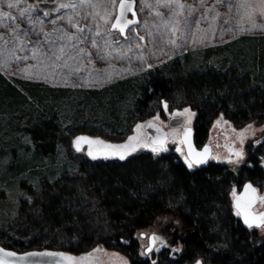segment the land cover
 I'll list each match as a JSON object with an SVG mask.
<instances>
[{
	"label": "rangeland",
	"instance_id": "374dc122",
	"mask_svg": "<svg viewBox=\"0 0 264 264\" xmlns=\"http://www.w3.org/2000/svg\"><path fill=\"white\" fill-rule=\"evenodd\" d=\"M135 1L138 23L125 37L112 27L119 0L115 5L110 0L83 3L81 0H11L16 4L14 8L0 3V12L10 14L9 17L0 15V74L25 98L16 95L17 101L0 99V153L16 144L19 149L12 152L15 160H29L27 155L19 157L22 148L34 149L30 137L22 130L51 108L60 113L56 115L58 118L70 120L65 126L87 130L82 134L124 140L139 120L155 113L150 112L152 106L161 107V102L147 101L143 109L146 113L142 115L134 102L138 91H127L126 86H139L147 75L157 71L167 79H177L193 70L229 76L237 70L245 76L249 75L246 67L254 66L256 73L251 67L254 73L251 77L257 78L255 83L264 88V15L261 14L264 4L261 0H203L202 4L201 0H178L177 3L147 0L150 7L145 6L144 0ZM61 4L75 7L60 8ZM179 4L184 7L180 8ZM21 12L26 13L23 18ZM53 20L55 23H50ZM139 36L144 39L140 40ZM242 64L246 65L244 70ZM186 98L183 92H178L165 102L174 108H183L189 103ZM115 116L118 119L114 121ZM118 120H123L122 130L126 131L122 137L113 128ZM262 130L253 124L252 138L263 140ZM58 148L54 162L49 157L43 162L32 161V165L29 162V172L53 177L68 154L65 147ZM11 161L10 149L6 156L0 155V230L14 223L19 202L26 197V188H20L19 182L24 179L36 192L41 189L39 179L31 178L29 173L18 177L13 169L4 171ZM179 226L178 218L167 215L139 231L141 255L146 257L145 249L152 234L158 235V250L174 251L171 232ZM143 234H147L145 239ZM259 237L263 239L264 232ZM4 242L6 239H0L1 246ZM106 256L102 255L103 259ZM117 257L122 258V264H129L123 254L109 252L110 260Z\"/></svg>",
	"mask_w": 264,
	"mask_h": 264
},
{
	"label": "trees",
	"instance_id": "16d2710c",
	"mask_svg": "<svg viewBox=\"0 0 264 264\" xmlns=\"http://www.w3.org/2000/svg\"><path fill=\"white\" fill-rule=\"evenodd\" d=\"M241 66L243 70L246 67ZM251 67H246L249 75L245 76L237 70L230 76L193 70L177 79L164 78L157 71L147 75L139 86H126V90L138 91L134 102L142 115L146 113L143 109L147 101L159 103L183 92L189 100L187 105L200 113L201 135L223 115L237 125L258 124V128H263L264 140V88L255 83L257 78L251 77ZM16 95L25 99L0 74V99L17 101ZM154 109L152 106L150 112L157 110ZM40 114L34 122L30 121L29 128L22 130L34 149L22 148L19 157L27 155L29 160L16 161L12 152L19 146L9 147L12 161L4 171L13 169L18 177L29 173L31 178L39 179L41 189L36 192L24 179H19V187L26 188V197L19 202L14 223L0 230V239H6L5 248L23 252L53 249L75 255L99 248L123 254L131 264H191L198 258L204 264H264V238L236 220L229 197L232 183L247 177L246 167L236 174L213 165L190 172L173 156L158 158L147 153L125 162H92L72 149L73 137L87 130L65 126L70 120L58 118L60 113L52 108ZM122 121L118 120L113 127L120 137L126 134ZM60 145L68 154L59 172L53 177L29 172L32 161L43 162L49 157L54 162ZM9 149L0 155L6 156ZM254 155L258 174L264 141ZM167 215L180 220L179 228L173 227L171 232L176 249H162L152 259H145L137 234Z\"/></svg>",
	"mask_w": 264,
	"mask_h": 264
},
{
	"label": "flooded vegetation",
	"instance_id": "af4514ba",
	"mask_svg": "<svg viewBox=\"0 0 264 264\" xmlns=\"http://www.w3.org/2000/svg\"><path fill=\"white\" fill-rule=\"evenodd\" d=\"M167 104V109L164 105ZM184 108V107H183ZM183 108H174L168 102L162 101L161 107L155 111L151 116L138 121L144 122L152 117H157L154 121L156 125L163 128L167 132V141L163 148L167 151H162V153L154 154L147 153L158 158L164 156H173L180 160L190 172L205 169L210 166H217L219 168L227 169L233 171L235 174L239 169L247 168V177H243V180L234 181L230 188V201L232 205V213L236 220L242 225L241 214L237 215V211L234 207V199L239 197L244 186L247 183L252 184V188L256 191V202L252 207V216L255 220L260 222L259 227L246 228L251 232L261 233L264 232V220L261 219L264 216V156L259 158L258 166L261 169V173L255 171V155L254 152L257 150L259 145L263 144L264 140H258L255 136L252 138V133H250V128L253 124L237 125L234 121L229 118L220 115L217 117L205 131L204 135L199 133L201 126L199 124L200 113L192 108V111L186 112L185 114H178L176 110H181ZM137 122V123H138ZM185 129H190L194 135V143L198 149L208 148V155L204 163H196L188 155V148L186 143L182 142L185 140ZM257 144V145H256ZM256 145V146H255ZM146 153V152H141ZM239 153L240 155H237ZM191 162L192 166L189 167ZM147 234H143L142 238L145 239ZM158 244L150 252H146L149 246L145 249V259H152L153 256L161 253L162 250H158ZM101 264H122V258L109 259V252H102ZM127 262L131 264V261ZM106 260V261H105ZM105 261V262H104ZM157 262L156 259H154ZM108 262V263H107Z\"/></svg>",
	"mask_w": 264,
	"mask_h": 264
},
{
	"label": "water",
	"instance_id": "95a60500",
	"mask_svg": "<svg viewBox=\"0 0 264 264\" xmlns=\"http://www.w3.org/2000/svg\"><path fill=\"white\" fill-rule=\"evenodd\" d=\"M131 2V0H130ZM134 12H125L124 17L121 19V23H126L127 20H132L135 21L132 24H129L127 28H125V31L123 34L120 33V36L125 37L129 31L130 28H132L134 25L138 23V13H137V6H136V1L134 3ZM119 4L117 7V16H119ZM116 16V17H117ZM116 22V19L114 20V23ZM113 23V24H114ZM114 29V28H113ZM185 109H187V112L192 111L195 113V111L192 110L191 106H186L181 110H176L175 112L178 114H185ZM157 119V117H152L144 122H138L134 125L132 132L122 141H112L105 139L101 136H93L89 134H78L72 139V149L76 154H82L86 156L90 161L96 162V161H120V162H125L126 160L130 159L131 157H134L141 152H146V153H154V154H159L162 153V151L159 152H153L151 149L153 147L160 148L161 145L160 143L153 144V141H163L162 147L165 146L166 141H167V132L156 125L154 121ZM149 124L152 126L149 127ZM140 126L139 128L137 126ZM79 137H84L86 140H82L80 142V150L77 151V146H76V141L77 138ZM130 137H137V139L129 141ZM188 139L190 140L192 146L195 148L197 152H203L206 147L203 149H198L195 146L194 143V135L193 132L190 130L189 137ZM91 140V141H103V144H89L86 141ZM104 144L108 145H124L128 144L129 147L127 149H124V152H130V155H126V158L124 160H120L118 156L111 155L112 149H106L104 148ZM187 148L188 144L186 143ZM135 148V151H132V148ZM89 151H91L94 155L97 156V159H93L91 155H89ZM189 151V150H188ZM109 154V158H104L105 154ZM208 152L205 156V159L207 158ZM195 161V158H192ZM200 164V163H198ZM251 185V188H248L246 191V186ZM252 184L247 183L242 192L240 193L239 197L234 199V207L236 210H239L241 212V217L243 221V225L246 228H251L249 227L248 223H245V214L248 215L249 222L253 224L252 227H256V223L260 222L255 220V218L252 216V207L254 206L256 202V191H252ZM239 203L240 208H237V204ZM155 237V239H153ZM158 244V235L152 234L149 237V248L146 250V252H150L154 249V247ZM0 249H3L6 252H14L16 253L15 256L12 257H5L3 252H0V259L6 260L8 264H56L57 261H61V264H66L65 261H63L62 257L59 256H30L27 255L28 253H33V252H52V253H63L65 256H70L73 258L74 264H101L102 262V255L103 251H101L99 248L98 251H94L96 249H93L92 251L83 254V255H75L66 251L62 250H53V249H43V250H29L26 252H17L15 250L5 248L0 245ZM151 249V250H149ZM204 264V260L202 258H198L196 261H194L192 264Z\"/></svg>",
	"mask_w": 264,
	"mask_h": 264
},
{
	"label": "snow or ice",
	"instance_id": "6c2138e0",
	"mask_svg": "<svg viewBox=\"0 0 264 264\" xmlns=\"http://www.w3.org/2000/svg\"><path fill=\"white\" fill-rule=\"evenodd\" d=\"M81 2H85V0H81ZM110 2L115 5L116 4V0H110ZM157 2H159V0H157ZM171 3H177L178 0H170ZM218 2H222V0H218ZM0 3H7V7L8 8H14L16 7V4H14L13 2H11V0H0ZM134 3H135V0H119V13L120 15L117 16L115 19H116V22L112 25V27L114 29H118L120 31L121 34L124 33L125 31V28L128 27L129 24H132L134 23L135 21H132V20H127L126 23H121V19L124 17V14L125 12H133V14H135L134 12ZM144 3H145V6H148L150 7V5L147 4V0H144ZM203 3V0H201V4ZM261 3L264 4V0H261ZM164 7H168L169 4H164L162 5ZM60 8H66V7H75L74 4H61L59 6ZM179 7L180 8H183L184 5L183 4H179ZM157 15H160V13H156ZM262 15H264V12L261 13ZM0 15H2L3 17H9L10 14L7 13V12H0ZM26 15L25 12H21L20 13V16L21 18H23L24 16ZM44 15H48L47 12L44 13ZM12 20H15L16 17H10ZM71 22V21H70ZM107 22V21H106ZM50 23H55V20L51 21ZM78 31H81L83 32L84 30L83 29H78ZM99 34V33H98ZM127 38V37H126ZM139 39L140 40H143L144 37L143 36H139ZM172 43H174V41H171ZM92 44L93 46H95V41H92ZM167 104L164 105V108L167 109ZM188 110L185 109V112H187ZM152 125L149 124V127H151ZM138 128L140 127L139 125L137 126ZM189 133H190V129H185V133H184V136H185V140L182 141L184 143H187L188 144V155L190 158H195V162L196 163H204L206 162L205 161V156L207 154V152L209 151L208 148L206 147L204 149L203 152H197L195 150V148L192 146L190 140L188 139L189 137ZM137 139V137H130L129 138V141H132V140H135ZM82 140H86V138L84 137H79L77 138V141H76V146H77V151L80 150V142ZM87 143L89 144H93V143H96V144H103L104 142L103 141H91V140H87L86 141ZM156 143H160L161 147L160 148H156V147H153L151 150L153 152H159V151H167V149L163 148L162 145H163V141H156L154 140L153 141V144H156ZM129 147L128 144H124V145H108V144H104V148L106 149H112V153L111 155H115V156H118L120 160H124L126 158V155H130L131 153L130 152H124L123 150L124 149H127ZM132 151H135V148L133 147L132 148ZM89 155L92 156L93 159H97V156L94 155L91 151H89ZM237 155H240L239 153H237ZM104 158H109V154H105L104 155ZM192 164L191 162L189 163V167H191ZM248 188H251V185H247L246 186V191ZM252 191L254 192L255 189H252ZM237 208L239 209L240 208V205L239 203L237 204ZM241 212L238 210L237 211V215H240ZM262 220H264V216L261 217ZM245 223H248L249 224V227H252L253 224L249 222V218H248V215L245 214ZM256 227H259V223H256L255 225ZM153 239H155V237H153ZM99 249H96L94 251H98ZM151 250V249H149ZM0 252H3L4 256L5 257H12V256H15L16 253L14 252H6L4 251L3 249H0ZM27 255H30V256H59V257H62L63 258V261L66 262V264H74V261H73V258L70 257V256H65L63 253H52V252H33V253H28ZM0 264H8V262L6 260H2L0 259ZM56 264H61V261H57ZM197 264H199V262H197Z\"/></svg>",
	"mask_w": 264,
	"mask_h": 264
}]
</instances>
